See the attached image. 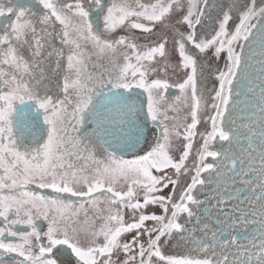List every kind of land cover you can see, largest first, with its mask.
I'll return each instance as SVG.
<instances>
[{"label": "snow or ice", "instance_id": "6c2138e0", "mask_svg": "<svg viewBox=\"0 0 264 264\" xmlns=\"http://www.w3.org/2000/svg\"><path fill=\"white\" fill-rule=\"evenodd\" d=\"M0 264H264V0H0Z\"/></svg>", "mask_w": 264, "mask_h": 264}, {"label": "flooded vegetation", "instance_id": "af4514ba", "mask_svg": "<svg viewBox=\"0 0 264 264\" xmlns=\"http://www.w3.org/2000/svg\"><path fill=\"white\" fill-rule=\"evenodd\" d=\"M145 2H147V0H145ZM253 63H254V61H253ZM217 66H218L219 68L223 69V67H224V62H223L222 60L219 61L218 64H217ZM251 71H252V70H250V72H251ZM214 86H218V85H215L214 82H210L209 85H208L209 90H211ZM240 99L243 100V97H241ZM204 127H205V126L202 125V126H201V130H203ZM125 155H126V154H125ZM126 158H131V155H126ZM165 194H166V193H165ZM43 226L46 227V225H43ZM169 254H174V253L169 252Z\"/></svg>", "mask_w": 264, "mask_h": 264}, {"label": "water", "instance_id": "95a60500", "mask_svg": "<svg viewBox=\"0 0 264 264\" xmlns=\"http://www.w3.org/2000/svg\"><path fill=\"white\" fill-rule=\"evenodd\" d=\"M126 155H131V154L129 153V154H126Z\"/></svg>", "mask_w": 264, "mask_h": 264}, {"label": "rangeland", "instance_id": "374dc122", "mask_svg": "<svg viewBox=\"0 0 264 264\" xmlns=\"http://www.w3.org/2000/svg\"><path fill=\"white\" fill-rule=\"evenodd\" d=\"M165 193H167V190H166V192Z\"/></svg>", "mask_w": 264, "mask_h": 264}]
</instances>
